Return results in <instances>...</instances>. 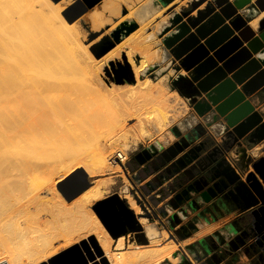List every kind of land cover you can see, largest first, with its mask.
Instances as JSON below:
<instances>
[{"label":"bare ground","instance_id":"obj_1","mask_svg":"<svg viewBox=\"0 0 264 264\" xmlns=\"http://www.w3.org/2000/svg\"><path fill=\"white\" fill-rule=\"evenodd\" d=\"M71 1L67 0V3ZM116 1L108 0L103 5L106 7L117 4L119 11L120 3ZM241 2L243 0H239ZM38 6L41 7L40 11ZM109 7L110 14L117 12L116 8L112 11V7ZM154 8H161L160 3L156 0L145 2L136 13L137 19L146 25ZM25 10L42 17L47 26L40 21L41 18L35 21L32 17L34 23L29 13L27 18L29 22L31 19L32 24L28 25L31 22L28 23V19L24 17ZM96 17L92 16V23L99 19ZM263 17L264 12L250 25L257 28ZM37 21L45 24L43 26L47 29L48 26L60 24L58 29H54L56 36L53 40H47L48 36H45L46 39L39 38L43 36H40L41 28H37L40 25H36ZM109 21L111 20L108 19V23ZM131 25L128 20L122 23L121 37L126 35ZM102 26L94 25L95 29ZM74 30L73 25L61 15V7L52 0H0V264H45L57 254L59 247L56 245L60 241H63V244L60 243L66 249L83 247L84 241L92 243L93 236L103 255L96 253L95 259L90 260L89 264H104L105 260L109 264H161L166 260L176 263L178 258L174 254L179 249V244L169 237L168 232L159 231L146 218L139 219V222L144 228L149 245L133 243L126 247L125 237L122 236L117 240L115 248L113 245L116 240L91 209L95 202L105 197L104 187L114 182L112 172L123 176L120 164L127 159V155L118 145L122 139L127 138L134 125L137 126V131L143 132L144 118L139 112L144 110L146 114H155L160 108L159 113H156L157 116L160 115L156 120L158 126L168 118L167 113L162 114V109L167 110L169 107L164 89L162 91L159 85L157 87L150 81L138 82L141 81L140 72L152 59L158 61L160 53L152 52L151 39L146 35L144 37L143 32L139 33L141 37L138 42L134 38L138 43L137 50L133 44L134 50L137 53L139 50L141 54L140 65L134 61L133 48L127 51L121 47L111 52L107 62L114 64L126 57L138 84V88L134 90L121 87L119 83H112L107 79L101 71L99 59L81 44ZM44 31L42 33L45 35ZM262 36L264 38V33ZM67 38L70 39L68 43L72 41L68 49L76 46L78 53L81 52L80 56L76 55L81 60L85 59V69L79 68L82 63L77 60L75 67L79 64L80 69L74 67L77 71L57 70L60 66L52 68V59L58 64L57 57L60 55L59 53L57 57H53V51L58 49V45L67 42ZM132 42L127 43L128 46ZM64 47L67 48L66 44ZM71 53L75 52L71 50ZM60 59L62 58H58V61ZM60 63L61 60L59 65ZM63 69L66 70L64 67ZM184 75L178 76L179 82H182ZM156 90L158 97L155 96ZM86 92L89 99L85 97ZM91 92L93 96L95 94V98L90 96ZM122 96L135 98L139 107H122L120 111L119 106H123L120 101V98H124ZM105 99H112L116 103L114 105L110 102L104 108L99 107L101 102H98L106 101ZM134 115L135 124L129 125L126 117L129 116L130 119ZM102 117L109 119L108 122L103 121ZM101 134H105L106 139ZM95 138L98 140L95 141ZM88 140L91 143L92 140L95 141L94 144L89 143L94 146L93 150L90 147L91 152L85 151L86 148L82 150ZM73 170L75 172L72 173L73 176L71 174L70 182L79 178L83 171L90 178L106 174L109 176L95 179L93 185L74 201H67L56 190V177L63 179ZM124 181L126 182L125 179ZM125 198L135 214L141 215L142 211L136 200L130 194ZM210 230H203L200 235Z\"/></svg>","mask_w":264,"mask_h":264},{"label":"water","instance_id":"obj_2","mask_svg":"<svg viewBox=\"0 0 264 264\" xmlns=\"http://www.w3.org/2000/svg\"><path fill=\"white\" fill-rule=\"evenodd\" d=\"M256 1L248 6L247 18L255 19L260 15L259 5L264 6V0ZM217 6L220 7L219 13H214L216 8H208L197 17L180 24L171 37V42L166 41V44L170 49L174 47L176 59L190 73L189 80L180 85V90L192 99L205 95L206 101L216 106L219 115L225 117L242 104L246 97L258 91L260 99L264 101V42L247 25V19L237 14V9L232 13L229 11V0H218ZM218 20L220 24L230 20L233 32L215 50L219 38H223L226 32L222 30L208 39L219 27ZM192 29L195 32H191ZM260 29L264 32V21ZM238 85L242 86L241 90L237 89ZM247 110V106H243L235 111V116H240ZM258 140H264V111L250 113L243 122L226 133L221 143L204 141L185 152L142 188L153 206L157 207L161 201L168 199L167 205L177 210L172 217L173 227L187 216L188 207H194L199 201L208 203L213 200L232 201L240 214H250L256 222L263 223L264 218L259 217V212L264 210V157L255 161L249 159L243 145L247 143L251 146ZM233 150L238 155L234 159V165L228 160V155ZM250 165L253 170L247 173ZM72 176L66 177L57 185L67 201L82 194L95 181L84 171L79 178L70 182ZM158 195L160 199L156 198ZM93 210L115 240L132 233L138 243L148 244L137 215L119 194L115 193L97 202ZM159 211L164 212L165 208H159ZM236 233L232 232L233 235ZM91 240L92 245L84 241L83 247H71L45 264H89L90 260L95 259L96 253L103 255L94 236ZM206 240L204 238L198 243L203 244ZM231 244H235L233 250L236 251L244 244V240L237 234ZM189 250L197 261H201L202 256L195 246H190ZM210 252L211 249L208 248L205 254ZM104 264L109 262L105 260Z\"/></svg>","mask_w":264,"mask_h":264},{"label":"rangeland","instance_id":"obj_3","mask_svg":"<svg viewBox=\"0 0 264 264\" xmlns=\"http://www.w3.org/2000/svg\"><path fill=\"white\" fill-rule=\"evenodd\" d=\"M52 1L61 7V15L63 17H65V19L68 21V23L73 25V27L75 28V30H74L75 35H77V37L80 39L81 44H83V46L86 47L88 49V51L96 59H99L100 62H98V63L102 65L101 71L105 74L107 79L112 83H117V84L119 83V85H121V87L131 88L133 90L138 88L137 87L138 84H137V81L135 78V74L132 71V66H130L128 59L126 57H123L120 62L110 64L107 62V57L109 55H111L110 54L111 52H113L116 49H119L121 47L127 51L129 49L132 50L133 44H135L134 47L137 50L136 47H138L137 46V44H138L137 42L139 41L138 38L141 37L139 35V33L142 34V32H143L144 37L146 35V37H149L151 39V45H152V49H153L152 52L153 53L154 52L160 53V59L158 61L152 59L149 62L148 66L140 72L139 77H140L141 81H138V82L140 83L142 81H144V82L150 81L153 83V85H157V87L159 85V88L162 91L164 89L165 93L167 94L169 107L167 108L168 111L166 109L165 110L162 109V114L167 113L168 118L166 120H164V122H162V125L158 126V122H156V120L160 116V115L157 116V114L160 111V108L158 109V111L155 112V114L157 113L156 115L154 113L153 114H148V113L146 114V111L143 110L142 112H139L140 114L142 113L141 117L144 118L143 132H139V131H137L138 129H136L137 126L134 125L135 120H136V118H135L136 116L134 115V118H133V116H132V118L130 116V119L128 118L129 116L126 117V120L128 119L127 120L128 124L134 125V126H133L132 130L127 134V138L122 139L120 141L121 143L119 142V145H118V148L123 149L121 151H124V153H126V155H127L126 163L124 165H122V163L120 164L121 171H122L121 173L123 174V176H121V174H117V175L114 174V171L112 172V178H113L114 182L111 184H108L106 187H104L105 197L103 198V199H105L108 196H111V195L117 193L121 196L122 199H126L125 196L127 194H130L136 200V202L138 203L139 206H140V204H139L140 201L149 200V202H150L148 194H146V191L142 187L145 186L146 184H148L159 173V171L164 169L165 166L169 165L173 160L178 158L179 154L184 152L186 150V147L189 146L188 144L191 145V141H196L201 136V134L203 133V132H201L202 128H203L202 127L203 122H202L201 118L199 117L198 113L196 112V110H194L195 101L192 100V98H189L188 96H186L180 90V85L183 83V81L179 82L178 76H182L184 74V72L180 69V63L177 62V59L174 55V52H173L174 47L171 49L168 48L166 41L171 42V37L173 36L174 32H177L180 24L186 23L189 18L197 17L198 14L200 13V12H198L199 9L204 8V10H205V9L210 8V7H216L218 0H156L157 2L160 3L161 8H154V11L150 14V16L146 20L147 23L144 22V23H146L147 26L142 24L143 22H141L139 19H137L136 13L142 8V6L145 4V2H148L150 0H140V1H138V0H126V1H128V3L125 0H119V1L117 0L116 3H120V7H121V9L119 11L117 10V6H116L117 4L113 5V6L108 5V6H106L107 7V9H106V7L104 6L105 5L104 3L108 0H72L71 3H67V0H52ZM234 1H236V0H234ZM122 2H124L123 3L124 5L122 4ZM129 2L130 3L132 2V3L130 4ZM256 2L257 1L254 0L253 4H255ZM109 6L112 7V11H113V8H116L117 12L114 11L116 13H114L113 15L110 14L109 13L110 11H108ZM103 7L105 9H103ZM111 7H109V8H111ZM40 9H41V7L38 6L39 11H40ZM109 10H111V9H109ZM29 11L30 10H28V13H29ZM28 13H27V10H25L23 12V15L25 18L29 17ZM98 13H99V15L101 14V16L104 14V17L99 16ZM111 13H113V12H111ZM108 14H109V16H108ZM116 14H119V15H116ZM185 14H188V16H186ZM31 15L32 14H30L31 19H32V17H34L33 19L36 21V19L38 20V18L39 19L41 18L40 21L44 22L42 17L36 16V15L31 16ZM92 16H97L96 18H99L96 21L97 24L94 22L92 23V21H91V20H93ZM113 16H115V17H113ZM35 17H37V18H35ZM27 19H28L27 22L30 23L31 19H30V22H29V18H27ZM33 19H32V21H33ZM104 19L106 20L105 21L106 23L104 22ZM108 19L111 20V21H109V23H108ZM125 20L130 21L132 25L129 28V30L127 31L126 35L121 37V25ZM37 22H36L37 23L36 25H38V24H40V25H38L39 27H37V26H35V27H37L38 29L41 28V30H40L41 33L39 32L38 29H36V30H37L38 34L40 33V36H43V37H39V35H38V37L40 39H42V38H45V36L46 37L48 36L47 40H53L56 36L55 35L56 31L54 29H58L60 27V24L56 23L55 24L56 26H54V27H52L53 25L48 26L49 29H47V28H44L45 26H43L46 24V22H44L45 24H41V22H39V21H37ZM100 22H104V24L100 23ZM34 23L32 26L35 25ZM31 24H32V22L28 25H31ZM93 24L95 26L96 25H99V26L103 25V26L100 27V29H95L96 27H94ZM46 26H47V24H46ZM143 26H144V28H143ZM44 29H47L46 32L44 31ZM43 31L45 32V35L42 33ZM53 32H54V34H53ZM57 32H59V31H57ZM51 36H52V39H50ZM134 38L137 39V40L135 39L137 42L134 40ZM69 40L70 39L67 38V40H66L67 42L64 41L65 42V43H63L64 45L61 44V45H63V47L61 45H58L57 46L58 49L53 51V52H55V53H53V57H57L59 55V53L61 56L59 55L57 57V63L58 64L55 63L56 60L52 59V62L54 63V64H52L53 67L50 65L52 68H57L60 66L59 67L60 69L57 68V70L61 71V69H62V71H71V70L74 71L75 68L78 70L79 68L83 69L86 66V65L85 66L83 65V63H85L84 62L85 59L81 60L82 58L81 59L78 58L80 56L81 52L78 53L79 50L76 48V46H73V44H72V46L74 48H71V50L75 53H71L70 48L68 49V47H70L69 45H71L70 43L72 42L71 41L70 43H68ZM130 41L131 42L133 41L132 45L129 44L131 47L128 46V44H127V43H131ZM65 44H66L67 48L64 47ZM59 46H60V48H62V50L59 48ZM75 48L77 50H75ZM64 49H66V52H64L65 51ZM60 50L62 52H60ZM68 50H70V51H68ZM133 50H134V48H133ZM136 50H134L135 52H134L133 58H134V61L138 65H140L141 54L138 50V53L140 54V55H138ZM61 53L62 54L67 53L68 55L66 54L67 56L66 55L64 56ZM76 53L79 56L76 55ZM71 54L72 55L75 54L76 56L75 55L71 56ZM72 57H75L76 59L75 58L73 59ZM58 58L63 59V60L60 59L61 60L60 65H59L60 60L58 61ZM71 58H72V60H71ZM64 59H65V61H64ZM75 60L81 61L82 64L80 65V67H79V64L77 62V64H78L77 66L79 68L75 67V65H76ZM67 61H68V63H67ZM71 61H72V64H71ZM68 64H69V66H68ZM61 65H62V68H61ZM71 65H72V67H71ZM82 65H83V67H82ZM63 67L66 70H64ZM83 93H81V95ZM86 93H87V96H85V97H88V92H86ZM90 94H92V92ZM90 96L95 98L94 97L95 94H94V96H93V94ZM155 96L156 97L159 96V93H157V90L155 91ZM83 97H84V95H83ZM122 97H124V98H120L121 99L120 101H122L123 106L120 104L121 105V106H119L120 111H122V107L131 108V109H134V107H139L135 98L134 99L128 98L127 96H122ZM88 99H89V97H88ZM84 100H85V98H84ZM111 100L112 99H109V100L107 99L106 101H104V100L99 101L98 104L101 102L99 107L104 108L105 105L107 103H110V102H112V104L114 103V105H115V103H116L114 101L115 99L112 101ZM86 101H87V99H86ZM93 101H94V99H93ZM120 101H118V102H120ZM136 114H137V112H136ZM103 118L104 117H102V119ZM108 120L109 119H106V118L103 119V121H105V122H108ZM105 134H103V135H105ZM103 135L101 134L100 136L103 137ZM104 137L106 139V135ZM101 139H99V140H101ZM89 140H88V143H86L85 146L82 147L83 151H84V148H86L85 151H88V152H89V150L91 152L94 149V146L91 145L93 148L90 146L89 143H91V142H89ZM94 140L96 141L98 139L95 138ZM94 140H92L93 143H91V144H94V142H95ZM90 147L92 148V150ZM175 155H176V157H174ZM116 161L118 162V160H116ZM74 172H75L74 170L72 172H70L67 175V177L70 176ZM107 176H109V175L106 174V175L95 176L96 178H94V179L104 178ZM65 178H63V179H65ZM63 179L59 178L58 176L56 177L57 183H56L55 187H56V190L59 194H61V193L58 190L57 185ZM124 179L126 180V182L124 181ZM152 194H155V192H152ZM75 199L76 198H74L72 201H74ZM167 200L163 201V202L165 204H167V202H168ZM127 203H128V200H127ZM94 204L91 206L92 210H93ZM128 205L130 207L129 203H128ZM163 207L165 209L170 210V212H172V214L177 213V212H174L175 209H173L171 206H169V208H168V207H165V205H162L160 208H163ZM140 208H141V206H140ZM142 210H143V208H141V211ZM164 212H166V211H164ZM94 213H95V211H94ZM141 215H139L138 219L146 218L145 216H141ZM96 216H97V214H96ZM149 223L154 225L159 231H165L164 227L162 225H159V224L157 225L152 220H149ZM222 225H223V223L216 225L214 228H211V230L209 232L213 231L214 229H218V227H221ZM143 230H144V228H143ZM203 230H209V229H202L201 231H203ZM200 232L198 234L199 236L204 235V234L200 235ZM205 234H207V233H205ZM174 236L176 238L175 233H174ZM123 237H125L126 247L130 246V244H133V243H134L133 245H136V244L142 245L141 243H138L136 241L135 235L132 233L127 234L126 236H123ZM169 237L174 241H176V239H177V238L176 239L172 238L170 234H169ZM177 241H176L177 243H180V241L178 239H177ZM60 242L62 243L63 241H60ZM60 242H59V244L56 245L57 248L59 247L57 254L67 250L65 247H62L63 243L61 244ZM117 243L118 242L116 240V242H114L113 247L116 248ZM147 245H149V243ZM182 248L186 249V246L179 244V249L174 254V257L178 258V262H176V263L172 262L171 263L168 260H166V261L162 262L161 264H179V262L182 260V257H183L182 256ZM243 257H244V255H243ZM245 263L246 264L250 263L249 257H247V259H245Z\"/></svg>","mask_w":264,"mask_h":264},{"label":"crops","instance_id":"obj_4","mask_svg":"<svg viewBox=\"0 0 264 264\" xmlns=\"http://www.w3.org/2000/svg\"><path fill=\"white\" fill-rule=\"evenodd\" d=\"M243 0V2L239 3V0H229V3H231L229 11L232 13L234 9H237L238 13L244 18L247 19V25L256 33L257 37H260L262 41L264 42L263 38V31L260 29L261 23L264 21V17L260 19L259 25L257 28H253L250 24L254 20L252 18H247V8L249 5L253 4L254 0ZM216 8L214 13L220 12V7H210ZM259 8L261 10L260 15L264 12V6H260ZM203 9H199L198 12H203ZM206 10V9H205ZM204 10V11H205ZM258 16V17H259ZM220 19V18H219ZM234 19V17L232 18ZM256 19V18H255ZM218 20L217 24H219V27L209 36L208 39L212 38L215 34L219 33L220 31H226L225 35L221 39L219 38L218 44L215 45L214 49L216 50L220 46L225 43L231 33L233 32V28L230 25V20H226L223 24L219 23ZM191 32H195L193 29ZM236 34V32L234 33ZM204 43L205 41H201ZM212 53V52H211ZM177 62L180 63L179 60ZM180 69L184 72V76L182 81L189 80L190 73L186 72L184 68L181 67ZM238 90L242 89L241 85H238ZM260 92H256L251 96L246 97L245 101L232 109L225 117H221L219 113L216 110V106H214L212 103L206 101L205 95L204 96H197L194 97L195 99H192L195 101L194 110L198 113L199 117L201 118L203 122V132L201 136L196 141H191V145L186 147V150L179 154L178 157L182 156L185 152L189 151L193 147L199 145L201 142L204 141H215L218 143H221L226 133L233 130V128L240 124L245 120V118L252 112H263L264 111V101H262L259 97ZM243 106H247L248 110L244 113H242L240 116H235V111L243 108ZM244 148H246V154L249 159H252L253 161L258 160L262 157H264V140L260 141L258 140L254 145H248L247 143H243ZM238 157L236 150H233L228 155V160L234 165V159ZM253 170L252 166H249L248 172H251ZM195 195L193 194V197ZM185 206V205H184ZM186 208V207H185ZM187 216L185 218H182L181 223L176 225V228L174 230V233L176 235V238L180 241L181 245L186 246L188 249L190 246H195L196 243H198L200 240L209 237L210 235L214 234L217 230L223 229L226 225L229 224L234 218L238 215V213H227L224 207L218 206L214 203V201L204 203L202 201H199L197 205L194 207H188L187 209ZM181 216V215H180ZM182 217V216H181ZM223 223L221 227H218V229H214L213 231L204 234L202 236H199V232L202 229H211L214 228L216 225ZM240 256V261L236 262V264H246L245 259H247V256L244 254L234 253L232 256L235 258L236 256ZM244 255V257H243Z\"/></svg>","mask_w":264,"mask_h":264},{"label":"flooded vegetation","instance_id":"obj_5","mask_svg":"<svg viewBox=\"0 0 264 264\" xmlns=\"http://www.w3.org/2000/svg\"><path fill=\"white\" fill-rule=\"evenodd\" d=\"M213 201L216 205L224 207L227 213L236 212L238 215L223 229L217 230L214 234L207 237L206 242L195 245L202 256L201 261H197V263L236 264V262L240 261V256L237 255L235 258L232 256L238 252L250 258L249 264H264V222H256L254 216L250 214H240L236 209L237 205L232 201ZM260 216L264 218V210L259 212ZM233 231L237 233L233 235ZM237 234L241 235V240H244V244L234 251L233 247L235 244H231V242L236 238ZM208 248L211 249V252L205 254ZM180 264L188 263L182 262Z\"/></svg>","mask_w":264,"mask_h":264},{"label":"built area","instance_id":"obj_6","mask_svg":"<svg viewBox=\"0 0 264 264\" xmlns=\"http://www.w3.org/2000/svg\"><path fill=\"white\" fill-rule=\"evenodd\" d=\"M126 160L124 162H122V165H124L126 163ZM156 198L160 199V195H158ZM139 204H140L141 208H143L141 216H145L148 221L149 220L154 221V223L157 225L158 224L162 225L164 227V230L166 232H168L172 238H175L174 230H175L176 226L173 227V220H172L174 213L172 214V212H170V210H168V209H165L166 212H160L159 211V208L162 205H165V207L169 208V206L167 204H165L163 201H161L160 204L157 207H155V206H153V204L151 202H149V200L140 201ZM174 212H177V210H175ZM137 217L139 218V216H137ZM179 224H178V226H179ZM176 241H177V239H176ZM178 244H180V243H178ZM182 256H183L182 260L179 262V264L182 262L183 263L186 262L188 264H198L194 254L187 247H186V249L182 248Z\"/></svg>","mask_w":264,"mask_h":264}]
</instances>
